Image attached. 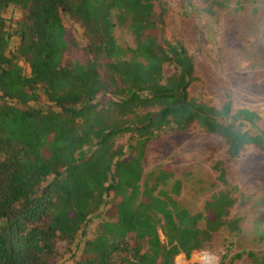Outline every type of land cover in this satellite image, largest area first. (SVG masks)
Returning a JSON list of instances; mask_svg holds the SVG:
<instances>
[{
	"label": "trees",
	"instance_id": "16d2710c",
	"mask_svg": "<svg viewBox=\"0 0 264 264\" xmlns=\"http://www.w3.org/2000/svg\"><path fill=\"white\" fill-rule=\"evenodd\" d=\"M157 1L0 0V264H56L60 244L69 264H173L210 248L227 223L222 170L224 189L200 212L178 202L170 171L143 174L150 141L194 126L224 141L221 164L245 147L264 152L256 113L188 95L194 61L167 40ZM64 21L82 27L84 62L64 61Z\"/></svg>",
	"mask_w": 264,
	"mask_h": 264
},
{
	"label": "rangeland",
	"instance_id": "374dc122",
	"mask_svg": "<svg viewBox=\"0 0 264 264\" xmlns=\"http://www.w3.org/2000/svg\"><path fill=\"white\" fill-rule=\"evenodd\" d=\"M237 2L227 0L217 7L210 0H158L154 7L163 11L167 40L180 43L193 58L195 81L188 95L217 108L228 101L232 110L253 111L259 118L256 126L264 131V0ZM64 26L69 44L64 61L84 62L82 27L73 21H64ZM114 37L131 46L124 29H117ZM170 72L163 70L165 76ZM225 151L222 139L196 126L168 131L146 145L143 174L155 168L170 171L181 181L178 202L200 212L206 196L224 189L217 180L222 170L234 206L206 250L219 257V264H251L247 253L264 255V152L245 147L234 162L221 164ZM66 248L58 245L56 264L70 263ZM199 253L179 255L173 264L196 263Z\"/></svg>",
	"mask_w": 264,
	"mask_h": 264
},
{
	"label": "clouds",
	"instance_id": "9594fccd",
	"mask_svg": "<svg viewBox=\"0 0 264 264\" xmlns=\"http://www.w3.org/2000/svg\"><path fill=\"white\" fill-rule=\"evenodd\" d=\"M196 264H219V257L211 251L204 250L199 253Z\"/></svg>",
	"mask_w": 264,
	"mask_h": 264
}]
</instances>
